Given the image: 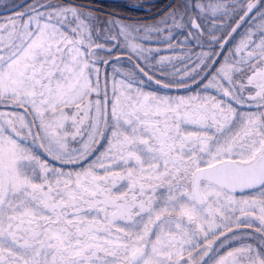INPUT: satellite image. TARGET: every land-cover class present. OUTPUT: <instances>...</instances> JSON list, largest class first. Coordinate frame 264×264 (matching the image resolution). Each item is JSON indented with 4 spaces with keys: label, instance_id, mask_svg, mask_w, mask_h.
Wrapping results in <instances>:
<instances>
[{
    "label": "snow or ice",
    "instance_id": "obj_1",
    "mask_svg": "<svg viewBox=\"0 0 264 264\" xmlns=\"http://www.w3.org/2000/svg\"><path fill=\"white\" fill-rule=\"evenodd\" d=\"M0 0V264H264V0Z\"/></svg>",
    "mask_w": 264,
    "mask_h": 264
},
{
    "label": "trees",
    "instance_id": "obj_2",
    "mask_svg": "<svg viewBox=\"0 0 264 264\" xmlns=\"http://www.w3.org/2000/svg\"><path fill=\"white\" fill-rule=\"evenodd\" d=\"M131 0H100V3H102L105 6H122L128 11H139V10H133V9H128L127 6Z\"/></svg>",
    "mask_w": 264,
    "mask_h": 264
}]
</instances>
